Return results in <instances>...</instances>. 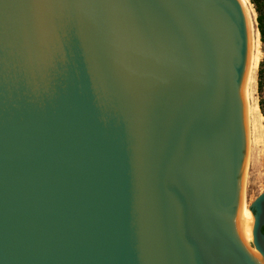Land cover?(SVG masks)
I'll return each instance as SVG.
<instances>
[{
    "label": "water",
    "instance_id": "1",
    "mask_svg": "<svg viewBox=\"0 0 264 264\" xmlns=\"http://www.w3.org/2000/svg\"><path fill=\"white\" fill-rule=\"evenodd\" d=\"M250 38L236 0H0V264H264Z\"/></svg>",
    "mask_w": 264,
    "mask_h": 264
},
{
    "label": "bare ground",
    "instance_id": "2",
    "mask_svg": "<svg viewBox=\"0 0 264 264\" xmlns=\"http://www.w3.org/2000/svg\"><path fill=\"white\" fill-rule=\"evenodd\" d=\"M239 6L243 11L246 22L251 32L250 38V46H249V54H248V62H247V70H246V78H245V86H244V94L243 101L246 106L248 112V121H247V132H246V146L249 150H251V135L249 126L251 125V113L254 112V108H252V95L256 85V71L259 65V54H258V33L255 29V19L254 12L248 2V0H236ZM252 101V102H251ZM257 107V106H256ZM256 110V109H255ZM257 112V111H256ZM254 112V113H256ZM253 113V114H254ZM255 115V114H254ZM256 125V124H255ZM253 126V125H252ZM255 128V127H254ZM253 129V128H252ZM253 134V133H252ZM253 137V136H252ZM253 161V160H252ZM251 164V153L249 155L248 161L246 163L243 176L248 183L247 172ZM262 190L264 191V186H262ZM254 201L252 199L247 200V194L244 197L243 203L240 208L239 214V222H238V230H237V238L236 242L243 252L248 256L251 262L264 263V256L255 248L254 246V238L249 230L251 217L253 215L251 211V205ZM254 246V247H253Z\"/></svg>",
    "mask_w": 264,
    "mask_h": 264
},
{
    "label": "rangeland",
    "instance_id": "3",
    "mask_svg": "<svg viewBox=\"0 0 264 264\" xmlns=\"http://www.w3.org/2000/svg\"><path fill=\"white\" fill-rule=\"evenodd\" d=\"M253 12L255 19V29L258 33V54H259V65L256 71V85L251 97L252 99V108L255 107L254 112L251 113V122H250V135H251V164L247 172L248 183H247V200L255 199L264 191L262 190V186H264V116L260 109V103L264 99V95L261 89H258V73L260 71V65L264 61V44H262L260 39V34L257 29V17L258 14L255 11L254 6L248 0ZM264 71V68L263 70ZM262 84L264 83V78H261ZM257 106V107H256ZM255 115H254V114ZM256 124V125H255ZM253 125V126H252ZM255 127V128H254ZM253 128V129H252ZM253 133V134H252ZM253 136V137H252ZM253 160V161H252ZM254 247V246H253Z\"/></svg>",
    "mask_w": 264,
    "mask_h": 264
},
{
    "label": "trees",
    "instance_id": "4",
    "mask_svg": "<svg viewBox=\"0 0 264 264\" xmlns=\"http://www.w3.org/2000/svg\"><path fill=\"white\" fill-rule=\"evenodd\" d=\"M251 4L254 6L255 11L258 14L257 17V29L260 34V39L262 44H264V0H249ZM264 68V61L260 65V71L258 73L259 81H258V89L262 90V93L264 95V83L262 84L261 78H264V71H262ZM260 109L262 111V114L264 116V99L260 103ZM262 232L264 233V228L262 229Z\"/></svg>",
    "mask_w": 264,
    "mask_h": 264
}]
</instances>
